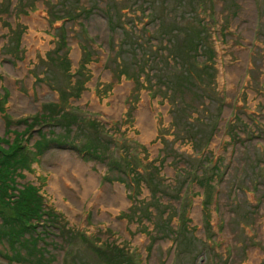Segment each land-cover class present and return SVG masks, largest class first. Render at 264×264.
Instances as JSON below:
<instances>
[{"label": "rangeland", "instance_id": "obj_1", "mask_svg": "<svg viewBox=\"0 0 264 264\" xmlns=\"http://www.w3.org/2000/svg\"><path fill=\"white\" fill-rule=\"evenodd\" d=\"M17 143L48 216L0 264H264V0H0Z\"/></svg>", "mask_w": 264, "mask_h": 264}, {"label": "trees", "instance_id": "obj_2", "mask_svg": "<svg viewBox=\"0 0 264 264\" xmlns=\"http://www.w3.org/2000/svg\"><path fill=\"white\" fill-rule=\"evenodd\" d=\"M65 15L58 18V20L66 18ZM48 20L50 22L57 21L50 14ZM56 31H58L57 28ZM58 40H56L57 43L59 42ZM57 46H59V43ZM75 75L77 74L75 73ZM82 83L80 81L77 86L73 84V88L79 87ZM17 146L12 151L4 150L0 147V206L7 208L12 205V212L7 217L8 219H3L0 216V225L5 226L0 231V241L6 239L10 243H18L16 231L19 234L20 228L24 227L25 230L31 231L35 226H38L39 222H41V226H44L46 222H44L43 218L48 216V212L44 209L42 198L37 193V190L34 187L19 185L16 182L19 171L28 169L30 164L29 152H25L24 148L18 143ZM182 171L179 169L177 172L180 177L183 174ZM9 199L12 200L10 201ZM157 205H160V203L157 202ZM32 233L35 234V238H40L38 232L32 231ZM180 234L178 233L177 235ZM35 238L32 240L36 241ZM95 255L98 256V253Z\"/></svg>", "mask_w": 264, "mask_h": 264}]
</instances>
